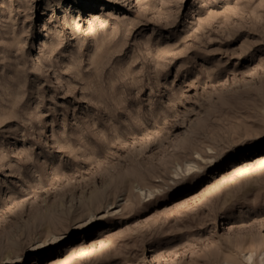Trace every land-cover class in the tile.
Returning a JSON list of instances; mask_svg holds the SVG:
<instances>
[{"label":"rangeland","instance_id":"rangeland-1","mask_svg":"<svg viewBox=\"0 0 264 264\" xmlns=\"http://www.w3.org/2000/svg\"><path fill=\"white\" fill-rule=\"evenodd\" d=\"M0 264H264V0H0Z\"/></svg>","mask_w":264,"mask_h":264}]
</instances>
